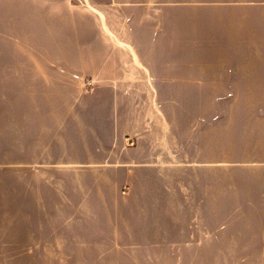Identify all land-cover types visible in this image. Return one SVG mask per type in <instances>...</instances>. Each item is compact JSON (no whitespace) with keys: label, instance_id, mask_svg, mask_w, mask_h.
<instances>
[{"label":"crops","instance_id":"1","mask_svg":"<svg viewBox=\"0 0 264 264\" xmlns=\"http://www.w3.org/2000/svg\"><path fill=\"white\" fill-rule=\"evenodd\" d=\"M72 1L50 60L0 62L15 226L264 262V0Z\"/></svg>","mask_w":264,"mask_h":264},{"label":"rangeland","instance_id":"2","mask_svg":"<svg viewBox=\"0 0 264 264\" xmlns=\"http://www.w3.org/2000/svg\"><path fill=\"white\" fill-rule=\"evenodd\" d=\"M72 2L79 4L78 0ZM46 4V0H0V62L50 60L53 42L57 35H62L63 28L49 19ZM15 145L14 129L0 124V264H264L177 261L174 246L133 245L127 239L111 245L108 240L96 241L79 231L76 240L67 243L59 228H18ZM77 222L78 219L73 227ZM81 238L86 241L83 245Z\"/></svg>","mask_w":264,"mask_h":264},{"label":"built area","instance_id":"3","mask_svg":"<svg viewBox=\"0 0 264 264\" xmlns=\"http://www.w3.org/2000/svg\"><path fill=\"white\" fill-rule=\"evenodd\" d=\"M133 145V142L132 141H129V146Z\"/></svg>","mask_w":264,"mask_h":264}]
</instances>
